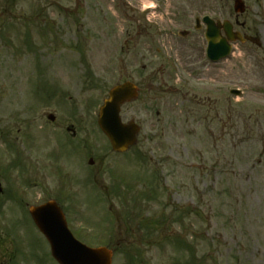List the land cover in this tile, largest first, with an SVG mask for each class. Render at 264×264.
Here are the masks:
<instances>
[{"label": "rangeland", "instance_id": "1", "mask_svg": "<svg viewBox=\"0 0 264 264\" xmlns=\"http://www.w3.org/2000/svg\"><path fill=\"white\" fill-rule=\"evenodd\" d=\"M164 2L169 24L177 7L234 11V0ZM244 2L241 22L258 31L261 46L238 44L231 61L218 66L211 106H196L193 83H175L184 76L174 71L173 88L189 95L157 93L155 86L136 111L125 105L124 121L136 120L141 132L130 152L116 155L96 113L121 72L123 31L144 29L145 0H0V181L26 203L0 194V226L25 230L36 248L30 264H56L26 214L43 195L62 201L79 240L108 244L113 264H264V0ZM79 59L92 62V85ZM66 121L102 149L100 192L80 175L65 180L64 168L80 165L74 145L52 149V138H60L53 133L66 132ZM129 171L133 188L124 200L113 190L115 174Z\"/></svg>", "mask_w": 264, "mask_h": 264}, {"label": "flooded vegetation", "instance_id": "2", "mask_svg": "<svg viewBox=\"0 0 264 264\" xmlns=\"http://www.w3.org/2000/svg\"><path fill=\"white\" fill-rule=\"evenodd\" d=\"M156 1L160 4V7L149 13L147 16L149 22L145 21L147 24L145 23L142 26L144 29L123 31V33H126L123 36L126 40H124L121 49L123 55H127V60L121 58V73L118 84L130 81L135 83L138 89V96L128 103V105L130 104V108L134 111H136V103L141 102L145 105L146 91H153L155 86L159 87L157 93L165 94L173 90L176 93L184 94V96L189 95V91L185 92L184 89L179 87L174 89L170 83L172 81V73L177 70L184 77H179L180 80L178 79L175 83H179L180 81L187 82L186 85L190 84V82L193 83L192 100L194 104L196 106L207 104L205 106L210 107L214 102L211 96V90L214 87L213 82L217 80V77L220 79L222 77L221 73L217 72V70H221L218 66L223 62L228 63L231 61V57L235 55V50L239 49L238 44L242 45V47H246V44L261 46L258 31L248 27L246 22H241V16L247 10L246 4L244 3V13H237L234 4V11L231 9L227 13L222 11L219 12V15L215 13L213 8L206 9L200 3L192 6L190 9L191 13L183 12V10H186L185 8L188 9V6L177 7L178 13L169 19L171 21V24H169L168 19L165 18L166 8L163 0ZM225 7L223 5V8ZM207 17L213 20V23L210 22L209 24L206 20ZM233 19L234 22L232 21ZM226 21L231 23L233 31L236 34L242 35L247 41L238 40L234 42L228 56L215 62L208 56L209 40L207 33L209 26H218L220 33L218 43L224 42L226 44L229 39L224 26ZM178 22H185L184 28L175 32L172 25L177 27ZM188 39L190 43H188ZM172 50L174 51V55L171 54ZM87 64L85 63L84 66ZM227 78L224 76L223 82H226L224 79ZM201 87L206 90V94H202ZM154 97L155 99H160L162 96L155 95ZM66 123H68L65 125L66 131L69 132V128H71L73 132H69L71 136L66 132L61 133L67 139L76 138L77 141L70 140V146L74 145V154L79 158L80 165L76 170V175L86 177L88 175L95 176L100 174L107 164V162L106 164L104 163L105 160L98 157L101 156L98 152L102 151L100 145L89 144L82 129L76 127L75 124H71L69 121H66ZM128 152H130V149L118 155H125ZM91 158L95 161L97 158V166L87 164V161ZM128 176H130V171L128 172ZM117 177L118 180L116 181L115 179V181L118 187L123 190L124 184L129 183V179H127L126 175L119 173H117ZM67 196L69 197L70 195L68 193L64 195V197ZM45 201L47 199L40 200L38 204ZM59 201L61 202L60 199ZM7 230H9L10 235L7 233ZM21 236L23 234L21 235L20 231L19 233L16 232L13 225L9 227L0 226V264H30L33 261L34 256L31 254L34 251L33 247L34 249L36 248L30 242L29 237ZM25 255L29 256L26 260H24Z\"/></svg>", "mask_w": 264, "mask_h": 264}, {"label": "water", "instance_id": "3", "mask_svg": "<svg viewBox=\"0 0 264 264\" xmlns=\"http://www.w3.org/2000/svg\"><path fill=\"white\" fill-rule=\"evenodd\" d=\"M210 36L214 41L217 34L211 31ZM213 48L212 53L215 51L220 54L227 51L228 46L213 42ZM131 91L132 87L127 85L113 90L100 116V125L117 150L127 148L134 141L138 131L134 123L123 124L119 115L121 103L134 96L135 92ZM51 118L54 119L53 116ZM32 213L41 230L49 238L53 254L61 264H111L112 252L107 248H89L72 236L56 203L51 202L34 208Z\"/></svg>", "mask_w": 264, "mask_h": 264}, {"label": "bare ground", "instance_id": "4", "mask_svg": "<svg viewBox=\"0 0 264 264\" xmlns=\"http://www.w3.org/2000/svg\"><path fill=\"white\" fill-rule=\"evenodd\" d=\"M147 3V2H146Z\"/></svg>", "mask_w": 264, "mask_h": 264}]
</instances>
